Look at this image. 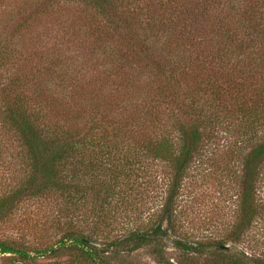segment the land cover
<instances>
[{
  "label": "trees",
  "instance_id": "1",
  "mask_svg": "<svg viewBox=\"0 0 264 264\" xmlns=\"http://www.w3.org/2000/svg\"><path fill=\"white\" fill-rule=\"evenodd\" d=\"M212 1L37 2V16L82 6L97 21L89 25L92 33L118 34L121 47L98 37L111 69L138 64L161 78L156 86L142 80L137 93L128 83L116 91L113 79H70L63 70L74 73L77 64L65 53L51 54L44 72L24 74L15 38L28 30L32 15L10 33L9 21L0 27V67L18 64L20 71L0 80V226L32 207L55 230L54 242L40 250L0 237L2 258L31 263L68 255V264H104L91 244L98 236L114 249L147 247L161 258L171 243L201 250L176 235L179 198L191 170L216 174V140L232 130L236 140L221 145L229 159L220 173L228 179L226 191L238 192L230 228L207 247L210 264H264L259 254L218 246L245 241L252 225L264 221V0H246L251 3L243 9L240 0ZM153 4L178 5L189 15L146 16ZM193 7L201 14H191ZM64 91L72 94H59ZM54 95L67 101L56 105Z\"/></svg>",
  "mask_w": 264,
  "mask_h": 264
},
{
  "label": "rangeland",
  "instance_id": "2",
  "mask_svg": "<svg viewBox=\"0 0 264 264\" xmlns=\"http://www.w3.org/2000/svg\"><path fill=\"white\" fill-rule=\"evenodd\" d=\"M39 0H0V27L4 26L5 21H9L8 31L10 33L18 22H21V18L32 15L33 19L30 22L28 30L18 33L16 36V42L22 49V58L20 59L22 67L25 71L37 74L44 72V66L51 54L61 55L65 53L66 56L70 55L75 58V72L71 69L64 68L63 72L67 75H71L70 79H88V81L94 84H98L99 81L108 82L109 79H113L115 84H118L116 91L121 92V85L128 83L132 85V91L134 93L140 92V85L142 80L150 81L153 86L157 85V80L161 79L155 72L145 67L138 66V64L130 65L120 69H111L107 60L102 59L100 56L103 42H100L99 38L104 41L114 42L117 45L123 46L118 34L110 35L92 33V29L89 25L94 27L97 25V21L92 18V13L86 11L84 7L77 5H68L63 8H59L48 13L37 16L33 9ZM214 1V0H213ZM212 1V2H213ZM220 2L226 0H219ZM240 0V9L246 8L251 1ZM192 3H187V9L192 7ZM199 7V6H197ZM193 7L190 10L191 14H201V11ZM209 8L205 11L207 16H210L213 11V6L210 4ZM169 9L167 4L160 6L153 4L147 15H153L157 19H166L167 16L173 14V16L186 17L189 15L187 9H179L178 5H172ZM202 10V9H201ZM194 13H193V12ZM219 9L216 10V12ZM226 12L223 11V13ZM179 17V19H181ZM231 20V17L229 18ZM23 47V48H22ZM88 60V64H84V59ZM134 61V57H132ZM1 66V65H0ZM81 66H85L80 68ZM21 67V68H22ZM22 68V69H23ZM78 69V70H77ZM10 73L20 74L18 70V64L12 69L3 70L0 67V80L8 79ZM35 74V73H34ZM45 74V73H44ZM201 76L203 72H200ZM33 75V74H31ZM114 75V76H113ZM200 76V77H201ZM96 79V80H94ZM206 81L207 79H200ZM193 81L190 78V83ZM68 83V82H67ZM59 89V88H57ZM71 90V89H70ZM72 94L71 91L60 92L61 95ZM56 98V105H60L62 102H66L67 98L60 99V97L54 95ZM75 107H79L81 103L77 100L72 103ZM223 134V135H222ZM221 137L218 136L215 144H219L217 155L214 158V163L217 165L216 174H208L206 177L198 175L196 171L191 170L188 173V177L185 179V187L182 190L180 196L177 220H176V235L179 239H185L190 243H193L194 248L197 244L201 248L199 251H192L181 248L179 246L171 245L165 248L163 257H159L153 253L150 248L142 247L132 252H125L118 249L109 247L107 242L100 236L94 237L91 242H98L99 246L96 247L99 251L98 257L104 264H210L212 263L213 254L210 253L207 247L212 241L223 237L227 233V226L230 223L232 200L237 197L238 190L227 189L228 179L221 176L220 168H223L228 161L229 156L226 152L229 149L222 148L221 145H229L231 141L236 139L233 136V132L222 133ZM224 145V146H225ZM220 150V151H219ZM228 153V152H227ZM2 164H0V177L2 176ZM207 172V171H206ZM217 175V176H216ZM217 177V178H216ZM223 183L224 185L220 184ZM226 191V193H225ZM264 195V190L262 191ZM151 203H148L149 205ZM28 212V213H27ZM43 213V212H42ZM41 212H35L33 208H28L26 212L16 214L14 217L7 219L6 223L0 226V237H10L17 241H20L28 247L37 248L38 250L44 248L50 243H53L55 237L54 229L50 228V223L45 221ZM127 218L117 219L119 223L126 222ZM90 219L87 222V227L92 225ZM85 227V231L88 228ZM229 227V226H228ZM230 228V227H229ZM228 247H237L243 249L246 253L259 254L264 256V221L259 224H253L252 228L246 240L240 243L227 242ZM188 246V245H187ZM104 250L102 252L101 250ZM264 260V259H263ZM69 256H47L38 257L33 259L31 263H25L21 261H15L13 263L7 262L5 258L0 256V264H68Z\"/></svg>",
  "mask_w": 264,
  "mask_h": 264
},
{
  "label": "water",
  "instance_id": "3",
  "mask_svg": "<svg viewBox=\"0 0 264 264\" xmlns=\"http://www.w3.org/2000/svg\"><path fill=\"white\" fill-rule=\"evenodd\" d=\"M182 243L185 244V245H188L189 247H193V246H194L193 243H190L189 241H187V240H185V239L182 240ZM91 244H92L93 246H96V247L99 246V243H98V242H91ZM218 246L221 247V248H227V247H228L227 244H222V245H218ZM101 251L104 252L103 249H102Z\"/></svg>",
  "mask_w": 264,
  "mask_h": 264
}]
</instances>
